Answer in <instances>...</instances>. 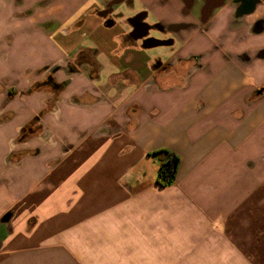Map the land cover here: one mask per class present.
Listing matches in <instances>:
<instances>
[{"label":"crops","instance_id":"0c3cea01","mask_svg":"<svg viewBox=\"0 0 264 264\" xmlns=\"http://www.w3.org/2000/svg\"><path fill=\"white\" fill-rule=\"evenodd\" d=\"M0 17L29 38L0 50V264H264V0H0ZM160 150L180 159L167 187Z\"/></svg>","mask_w":264,"mask_h":264},{"label":"rangeland","instance_id":"374dc122","mask_svg":"<svg viewBox=\"0 0 264 264\" xmlns=\"http://www.w3.org/2000/svg\"><path fill=\"white\" fill-rule=\"evenodd\" d=\"M152 19V18H151ZM19 23V19L18 18H11L10 20L8 21H5L3 20L1 17H0V29L2 30L4 27L3 26H6L9 30L7 32H10L8 33V35L6 37H3L2 39H0V50L3 51L5 54H7V50H11V49H14L18 43L21 44L19 46H22L24 44H28L29 43V38L27 37H19L17 35H15V33H13V31H16L17 28V24ZM152 26H153V23L150 21V23ZM155 24V23H154ZM154 33V34H153ZM152 34L154 35V38L153 40L159 42V45L161 42H168L169 40H171V37H169V33H165L164 31L160 30V29H155L154 32ZM171 47L169 46H159V47H155L154 49H152V52L154 54H158L160 58L164 59V61H161L163 64H165V66L169 65L170 64V60L172 59V57H170L169 55V49ZM30 55H20L19 57V60H20V65L19 67H16V68H23L26 66L27 64V59ZM12 57V55L9 53L8 55H4L2 56V58L0 59V63H6L8 62L9 58ZM15 62L18 61V55H15ZM16 64V63H15ZM8 66H10V71L13 67V64H9ZM19 71V70H17ZM7 77V76H5ZM39 122V119L35 121V123L31 126V130H27L25 132V135L27 137H29L32 133H35V125ZM154 173V171H153ZM232 264V263H231Z\"/></svg>","mask_w":264,"mask_h":264},{"label":"trees","instance_id":"16d2710c","mask_svg":"<svg viewBox=\"0 0 264 264\" xmlns=\"http://www.w3.org/2000/svg\"><path fill=\"white\" fill-rule=\"evenodd\" d=\"M36 120L38 119L35 118L32 122H30L22 129L21 139L26 137L25 132L27 130H31V126L35 123ZM150 156L159 157L160 165L158 168L157 184L160 187L173 185L175 183L176 173L180 164L179 157L169 150H160L152 153Z\"/></svg>","mask_w":264,"mask_h":264},{"label":"flooded vegetation","instance_id":"af4514ba","mask_svg":"<svg viewBox=\"0 0 264 264\" xmlns=\"http://www.w3.org/2000/svg\"><path fill=\"white\" fill-rule=\"evenodd\" d=\"M254 8V4L252 2H247V5L245 6V9L250 10ZM107 24H112V22L109 20ZM148 31V27L143 24L141 21H137L134 23V29L131 33V36H141L146 34ZM147 44H154V45H159V42L153 40V39H148L145 40Z\"/></svg>","mask_w":264,"mask_h":264}]
</instances>
